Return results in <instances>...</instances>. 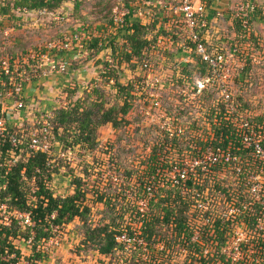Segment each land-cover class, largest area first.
I'll return each mask as SVG.
<instances>
[{
  "label": "built area",
  "instance_id": "2783aa9c",
  "mask_svg": "<svg viewBox=\"0 0 264 264\" xmlns=\"http://www.w3.org/2000/svg\"><path fill=\"white\" fill-rule=\"evenodd\" d=\"M7 1L0 0V10L7 5ZM114 1L109 31L115 37L107 49H104L107 43H103L101 35L97 34L96 26L86 24L73 30H61L58 35L38 44L35 49L26 50L25 56L13 60L8 56L3 58L0 67V75H3L0 77V100L7 97L6 102H14L7 106L0 101V144L6 140L10 142L8 153L12 158L8 163L5 160L0 162V167L4 165L9 168L19 158L15 155L14 148L22 144H27L29 151L49 155L52 153L51 139L54 136L49 119L56 109L45 110L40 114L44 116L37 123L39 128L29 133L27 141H24L23 135L20 138L18 133L7 127V116L13 110L23 108L22 100L27 96L25 88L35 83L34 78L39 81L53 73L64 71L66 62L62 57L69 54L75 59L73 56L87 53L94 38L98 39V46L102 47L100 52L109 49L111 54L115 48L117 54L130 52L125 35L131 31V25L137 23L146 26L148 30L145 33L147 43L144 52L150 57L159 53L164 59L181 58L179 63L171 65H154V62L148 60L139 62L138 58L132 60L137 63L131 86L137 95L135 103L139 115L150 119V124L154 125L160 135L156 147L164 145L162 154L158 153L156 156V167L151 172L149 181H146L155 180L159 173L167 176L157 187L146 184V196H140L137 203L147 207V200L153 197L158 188L168 184L176 185L182 196L190 197L192 211L195 213L193 218L198 222V227H195L197 233L199 231L203 236L205 232V235L210 233L213 236L214 232H218L212 237L215 244L210 245L211 248L220 245L224 253L222 255L230 264H264V108L254 111L237 103L233 87L236 80L238 84H241V79L243 82L246 74L243 72L247 66L229 61L232 54L214 46L209 40L210 28L221 15L215 8L216 0ZM68 2L70 1L62 0L64 4ZM255 8L252 0H243L238 7L236 16L241 19L243 26L251 18ZM44 14L50 15V19L57 23L68 20L67 14L58 11L57 7L49 11L45 8L32 10L21 4L12 5L6 13L0 14V37L3 43L9 44L12 41L16 28L32 19L38 21ZM193 55L200 57L205 63V72L198 74L195 70L194 81L185 82L183 86L174 89L176 79L179 76L186 77L181 70L194 62ZM19 59L22 60L21 63ZM28 60L34 62L29 70L23 66ZM43 63L46 67L42 66ZM204 90L215 91L216 98H212L214 106L221 102L225 108L224 111L218 108L212 122L202 123L201 126L197 122L195 127L188 128V124L173 116L179 112L168 115V106L175 111H184L186 105L193 104L197 116H200L199 97ZM165 138H169L168 144H165ZM152 145L154 144L151 143ZM77 146L79 145L69 149ZM171 151L177 152L174 153L175 157L180 156L179 162L169 160L165 152ZM52 160L53 157L48 164ZM122 171L120 170L121 179L124 182ZM135 178L132 177V180ZM114 179L117 180L116 175ZM4 187V175L0 173V188ZM6 209L5 204H0V210L4 212ZM9 212L13 213L10 217L18 220V217L23 218L24 226H32L28 212L16 209ZM139 212L143 214L142 208ZM139 225L140 223L138 227ZM193 232L190 245L199 243L200 235ZM140 235V229L132 231L131 237L123 231L116 236V241L122 247L134 241L135 237L145 241ZM30 240L26 242L30 243ZM205 249L207 246L202 251L204 254L208 252ZM9 264L27 263L16 261Z\"/></svg>",
  "mask_w": 264,
  "mask_h": 264
},
{
  "label": "rangeland",
  "instance_id": "374dc122",
  "mask_svg": "<svg viewBox=\"0 0 264 264\" xmlns=\"http://www.w3.org/2000/svg\"><path fill=\"white\" fill-rule=\"evenodd\" d=\"M69 1L68 4L61 2L57 6L58 11L67 14V21L57 23L50 19V15L45 14L38 21L34 19L28 21L16 28L15 36H12L13 39L9 44L0 41V58L5 55L3 53L7 48L17 49L18 52L22 50V54L17 56L20 58L25 56L26 50L35 49L38 44H43L48 39L55 37L60 30H73L86 24L96 26L97 34L101 35L103 43H107L104 49H107L115 37L109 31L108 17L106 18V12L113 0H78L77 2L80 3L77 5L73 0ZM252 1L256 5L255 12L252 13L250 21L243 26L242 23L238 25L235 18L236 11H238L243 0H216L217 6L215 8L220 11L221 15L210 28L209 40L214 46L217 45L224 52L232 54L229 61L233 60L236 64L247 66L246 71L243 72V74H247L245 82H242L241 79L239 81L241 84L236 83L233 90L240 91L244 99L249 101L252 109L259 111L264 108V0ZM65 2L67 3V1ZM89 48H92V45ZM95 49L73 56L75 59H72V55L67 54L62 57L63 61L66 62L64 71L53 73L39 81L34 78L33 82L35 83L31 87L25 88L27 96L23 97V108L13 110L7 116L8 129L18 133L20 138L23 135L24 141H27L29 133L39 128L37 123L44 116L40 115L41 113L45 110L60 109L72 104L76 99H94L99 94H96L94 89H102V96H105L108 104L119 102L118 94L112 86L114 83L113 76L106 77L109 67L107 64L113 63L114 76L123 83L132 80L136 70L133 71L130 63L123 60V56L113 55L117 51L116 48L111 54L109 49L98 53ZM176 58L178 59L171 60L160 57L158 63L166 65L179 63L181 57ZM19 60L21 63L22 60ZM44 63L42 66L46 67ZM33 64V61L28 60L23 66L29 70ZM0 101L7 106L14 102L13 100L9 103L6 102L7 97ZM135 113L136 109H133L132 114L127 115L128 123L121 131L115 130L110 125L101 126L96 135L98 144L90 151L79 146L75 149H69L65 143H55V138L51 139L52 153L50 155L53 157L51 165L54 170L47 186L54 196H67L74 192L72 179L81 176L84 179L83 188L87 191L86 203L91 206L89 218L92 224L107 221L108 217L111 216L115 217L117 222H121L124 229L129 225L133 232H137L139 227L134 222V215L127 211L121 217L119 213V205H116L115 202L117 203L116 199L120 197V199L124 197L125 202L130 206L137 207V210L138 207L139 210L142 208L144 214L147 212V207L137 203L140 199V195L137 193L140 187L137 177L129 181L128 184L123 182L120 173L122 168L124 170L130 166L137 169L139 175H143L145 180L149 181L150 179L151 172L149 175L143 173L148 170L149 147H146V144L151 145L154 132L150 131V119L148 120L143 115L140 117L139 114L135 115ZM68 149L70 150L69 153ZM167 156L173 163L180 161V156L175 157L174 153H169ZM14 158L17 159V156ZM10 160H12L11 157L7 158L5 163ZM144 161H146L145 164H143ZM115 175L117 180L114 179ZM165 178H167L166 175L159 173L156 179H151L149 183L154 188L159 184L161 185ZM29 187L30 193H32L34 189L32 183H29ZM95 191L112 198V206L114 207L112 212L106 209L103 203L93 202L96 201V196L93 193ZM140 194L142 196V192ZM29 197L33 201V197L31 195ZM9 211L11 210L6 209L4 212L0 210L2 224L9 222V217L13 214ZM18 218L19 224L24 229V219ZM122 218L123 220H121ZM195 222V226L198 227V222ZM84 230L85 227L77 218L64 225L53 226L51 236L41 241L37 248L42 255L38 264H199V261L193 256L194 248L189 250L185 245L178 246L175 243L167 246L170 237L174 235L170 229L163 232L166 235L164 240L160 239L152 246L146 240L142 241L135 237L134 241L132 240L124 247H118L109 255L100 254L96 250L95 244L86 242ZM194 230L196 231L193 233L201 234L199 231L197 233V228ZM209 235L210 233H208ZM202 237L199 236L200 245L203 243L205 246L215 244L214 239L210 238L207 244L205 238L202 239ZM15 244L20 248L23 255L30 254L29 243L15 241ZM205 250L210 252L213 249L207 247ZM19 261L27 263L25 258ZM219 261L217 259L215 263L211 264H223Z\"/></svg>",
  "mask_w": 264,
  "mask_h": 264
},
{
  "label": "trees",
  "instance_id": "16d2710c",
  "mask_svg": "<svg viewBox=\"0 0 264 264\" xmlns=\"http://www.w3.org/2000/svg\"><path fill=\"white\" fill-rule=\"evenodd\" d=\"M77 1L78 0H73L75 5L80 3ZM61 2L62 0H8L7 5L2 6L0 14L6 13L12 5L16 6L19 4L25 5L32 10L45 8L46 10L52 11L59 6ZM114 4L115 1L113 0L111 6L106 12L108 22H111V7ZM235 18L237 24L240 25L241 19L237 16H235ZM249 21L250 18L248 19V22ZM130 28L131 31L125 35V39L129 42L130 52L122 54L113 53V55L123 56V60L126 63H130L129 65L133 71L137 67V63L132 61L134 58H138L139 62L142 60H148L154 62V65L158 64L159 58L161 57L159 53L150 57L148 53L143 51L144 46L147 43L145 33L148 30V27L133 23ZM0 41L3 43L1 37ZM97 41V38L93 39V42L89 45V47L92 45V48L88 47L90 51L93 48H96L95 51L97 53L100 52L102 47L98 46ZM17 52V49L12 50V48H7L3 53L5 55L0 58V67L5 56H8L13 60L21 54L22 50L18 53ZM170 59L173 60L172 58ZM193 59L194 62L181 70V73L185 74L186 77H184V79L179 76V78L176 79V85L173 86L174 89L183 86L185 82L194 81L195 74L193 73L195 70L198 74L205 72V63L201 61L200 57L193 55ZM107 65L109 67L106 77L110 78L113 76L114 83L112 86L115 88L120 101L108 104L107 100H105V96H102V89H94L96 94L99 93L96 98L76 99L72 104L56 109L54 115L49 119L51 132L56 141L63 142L69 147L79 145V147H85L90 151L98 144L96 135L101 126L110 125L115 130L121 131L128 123L127 115H131L133 109H136L135 115L139 114L138 106L135 103L137 95L134 94L131 80L126 83L121 82L118 77L114 76L115 70L113 63ZM169 69L171 68L169 67ZM246 75L247 74L243 77V82L246 80ZM2 76L3 75H0V77ZM237 82L238 80H236V83ZM215 95L216 92H212L211 90H204L200 94L199 100L201 103L199 102L200 105L198 107L200 116H197V110L194 108L193 104L186 105L184 111H175L171 109V106H168L167 113L170 115L171 113L179 112L178 115L174 113L173 116L175 118L179 117L181 121L188 124V128L195 127L197 122H199L200 126L202 123L212 122L213 115L218 112V108L222 109L221 111L225 110V108H223L224 105L221 102L217 103V106H214L212 100L216 98ZM236 100L243 108H252L249 101L244 99L240 91L236 92ZM150 131L154 132L151 143L154 145L157 142L159 143L160 135L157 133L153 125L150 126ZM185 131L188 132L189 130ZM72 134L73 137H71ZM165 139V144H168L169 138ZM154 145L151 146L146 144V147H149V155L147 158L148 170H145L143 174L147 173L149 175L150 172L154 171L157 164L156 156L158 153L162 152L164 147L162 144V146L158 148ZM10 148L11 145L8 140L0 144L1 163L9 158L8 150ZM28 151L27 144L19 145L14 148L15 155H18L19 158L14 161L9 168L4 165L0 167V173L4 175L5 181V187L0 188V204H5L8 210L16 209L21 212H28L32 222V226L26 225L24 229H22L18 219L12 216L10 217L9 224H2L0 219V264H9L10 262L19 261L22 258L27 260V264H38L42 259V255L37 250L40 246V242L51 236L50 234L53 226L64 225L75 218L79 219L85 227V241L95 244L96 250L100 254L109 255L118 247H122L118 246L116 236L126 230L125 232L127 235L131 237L132 229L129 225L124 229L122 223L117 222L116 218L111 216L108 217L107 221H104L103 219L104 222L102 223H91L92 221L89 218L91 206L86 203L87 191L83 188L84 179L81 176L72 179L74 184V192L72 194L67 196H54L47 186V182L51 180L54 170V167H52L51 164H48L50 158H52L51 155L42 152L29 151L26 156ZM169 153L177 154V152L172 151L165 152V154ZM145 163L146 161H144L143 164ZM124 170V182L129 184L132 177H137L140 184L137 193L141 196L140 192H142V196H146V190L144 187L146 184L150 183L144 179L143 175H139L138 170L134 167L129 166ZM29 183H32V186L34 187L32 193H30ZM93 193L96 196V201L93 202L103 203L106 209H109L112 212V208H114L112 206V198L99 191ZM29 195L33 197V201H31ZM120 198L116 199L117 203L115 202V204L119 205L118 210L121 217L124 213L130 211V214L134 215V222L138 224L140 223V236L144 238L150 246L158 242L160 239L164 240L166 235L163 232L170 229L174 235L170 237L167 246H171V243H175L178 246L185 245L189 250L190 248H194L193 256L194 259L199 261V264L215 263L217 259L220 260L219 262H223V264H229L228 259L220 253V245L213 248H211L210 245H206L210 249H213L206 254L202 252L206 247L205 243L201 245L199 243L190 245L189 240L196 227L193 218L195 213L192 211L190 197L182 196L176 185L172 186L168 184L165 187L158 188L153 197L147 200L146 214L139 212L137 207L128 205L125 202L124 197L123 199ZM121 220H123V218ZM217 233V231L214 232L213 236H216ZM213 236L205 235L204 232V236L201 237L202 239L205 238V241L208 244L209 239ZM28 239H31L29 243L30 254L25 256L15 244V241L24 243Z\"/></svg>",
  "mask_w": 264,
  "mask_h": 264
}]
</instances>
